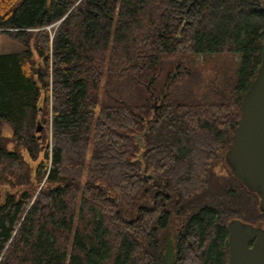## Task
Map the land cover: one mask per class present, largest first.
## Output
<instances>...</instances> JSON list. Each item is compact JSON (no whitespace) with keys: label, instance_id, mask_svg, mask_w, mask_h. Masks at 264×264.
<instances>
[{"label":"trees","instance_id":"16d2710c","mask_svg":"<svg viewBox=\"0 0 264 264\" xmlns=\"http://www.w3.org/2000/svg\"><path fill=\"white\" fill-rule=\"evenodd\" d=\"M0 33L23 46L0 53V174L37 162L0 200V264H228L227 222L264 227L224 160L264 0H0Z\"/></svg>","mask_w":264,"mask_h":264},{"label":"water","instance_id":"95a60500","mask_svg":"<svg viewBox=\"0 0 264 264\" xmlns=\"http://www.w3.org/2000/svg\"><path fill=\"white\" fill-rule=\"evenodd\" d=\"M145 132L136 134L141 147ZM224 160L232 175L258 196L259 211L264 213V42L257 73L242 95ZM226 229L228 264H264V227L236 218L227 222Z\"/></svg>","mask_w":264,"mask_h":264},{"label":"rangeland","instance_id":"374dc122","mask_svg":"<svg viewBox=\"0 0 264 264\" xmlns=\"http://www.w3.org/2000/svg\"><path fill=\"white\" fill-rule=\"evenodd\" d=\"M21 49H23V46L19 42L7 37L5 34H1L0 33V53L13 52V51L21 50ZM227 58L230 59V57H227ZM195 60L197 62H200L201 58L197 57ZM215 60H216V62L218 64V66L220 65L219 68H224L221 65V57L220 56H217L215 58ZM215 60H212L211 67L215 64ZM218 61H220V63ZM229 63H231V67H232L233 63H234L232 58H231V61H229ZM228 70L232 71L230 68H228ZM40 108H42V107H40ZM44 128L47 130V127H45L44 122L40 119V117H38V119L36 120L35 126H34V131L37 134L36 135L37 138H40L41 136H42L41 138H43V136L45 134V129ZM2 132L4 134L3 136H4L5 140L6 141L9 140L8 136L11 135V130H10V127L7 124H5V126H2ZM47 133H48L47 141L49 142L50 141V129L47 130ZM38 140H40V139H38ZM38 140L36 142L40 146L41 143H38V142H40ZM23 154H24V159H25L23 167H22V169H25L24 170V172H25L24 173V178H22L21 175H19L20 179L23 182V186L21 185V181L20 180L15 184V183H12L11 180H9V178H10L9 175L0 174V200L3 199V197L6 195V193L8 191L15 192L17 195H19L23 191L30 192V189H31V181L29 179L30 166H34L35 167V164H37V162L32 161L27 152H23ZM25 166H27V167L25 168ZM21 172H22V170H21ZM42 185H43V181L40 182L39 186L37 187V189H36V191L34 193V196L37 194V192L42 187Z\"/></svg>","mask_w":264,"mask_h":264}]
</instances>
